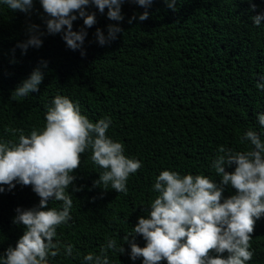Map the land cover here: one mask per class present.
Wrapping results in <instances>:
<instances>
[{"label":"trees","instance_id":"trees-1","mask_svg":"<svg viewBox=\"0 0 264 264\" xmlns=\"http://www.w3.org/2000/svg\"><path fill=\"white\" fill-rule=\"evenodd\" d=\"M178 0L173 11L164 0H153L145 9L125 0L121 21L107 18L95 6L91 27L82 18L73 21V31L83 28L87 35L82 49L70 50L62 33L50 35L39 0L28 13L13 11L0 0V141H18L8 129H22L27 136L42 129L47 106L62 95L78 105L91 122L110 118L106 135L124 145V155L141 162L130 174L127 193L95 185L103 171L91 161V151L81 155L75 170L74 186L68 190L73 205L71 219L57 228L55 240L73 246L72 256L64 248L48 264H88L84 256L99 254L108 239L125 248L124 254L109 251V264H142L133 261L123 237L132 232L138 217L147 216L155 178L161 171L181 175H204L220 179L211 162L218 147L247 151L250 142L240 137L252 130L264 142V127L257 114L264 113V19L259 26L252 17L264 13V0ZM144 11L148 19L139 20ZM135 16L136 19L129 20ZM122 29L117 38L101 46L96 31L107 38V26ZM30 25H38L42 46L29 47L25 54L17 47L25 42ZM41 61L44 79L39 91L15 97L13 91L28 78ZM234 165L226 171L234 170ZM0 193V255L15 247L23 226L13 223L15 209L39 204L31 186L16 184ZM235 194L226 187L224 196ZM49 207L62 210V202L51 200ZM134 242L145 241L135 234ZM253 257L246 264H264V217L256 221L250 241ZM226 255V254H225ZM163 264V262H162Z\"/></svg>","mask_w":264,"mask_h":264},{"label":"clouds","instance_id":"clouds-1","mask_svg":"<svg viewBox=\"0 0 264 264\" xmlns=\"http://www.w3.org/2000/svg\"><path fill=\"white\" fill-rule=\"evenodd\" d=\"M11 10L28 13L33 0H2ZM125 0H39L46 16L44 24L50 35L62 33L65 45L73 51L82 49L86 31H73V21L83 19L86 27L96 23L95 13L86 12L95 6L107 18L121 21V4ZM147 9L153 0H129ZM178 0H164L176 10ZM250 3V10L256 5ZM144 11L139 20L148 19ZM132 19H136L133 16ZM264 13L252 17L259 26ZM122 29L117 25L107 26V38L100 29L95 35L103 46L117 38ZM29 37L18 43L25 54L29 47L42 46L38 25H30ZM46 61L33 69L13 91L15 97H24L39 91L44 79L42 68ZM256 87L264 89V82ZM259 125L264 127V113L257 114ZM112 123L110 118L91 122L82 115L78 105L69 98L57 95L47 106L42 129H33L25 135L22 129L8 131L18 141H0V193L12 190L16 184L31 186L39 197V204L29 209L17 207L13 223L23 226V234L15 247L9 246L0 255V264H48L49 257L55 258L64 248L65 256H72L73 246L62 245L57 228L71 219L72 192L80 191L74 186L75 170L80 167L81 155L91 151V161L103 171L95 185L109 186L117 193H127L126 183L130 174L136 173L141 162L124 155V145L114 142L106 132ZM241 143L250 142V150L239 152L218 147V154L211 167L220 178L213 181L204 175H181L176 171L164 170L155 178L153 191L158 195L151 202L147 216L138 217L132 232L123 237L130 248L129 257L135 261L142 258V264H246L253 257L251 238L256 221L264 217V142L260 136L248 130L240 137ZM234 165V170L226 167ZM226 187L235 194L224 196ZM62 202V210L49 207V201ZM135 234L140 235L143 247L134 242ZM124 254L125 248L117 245L115 239H108L99 254L88 253L84 260L88 264H109V251ZM226 254V255H225Z\"/></svg>","mask_w":264,"mask_h":264}]
</instances>
